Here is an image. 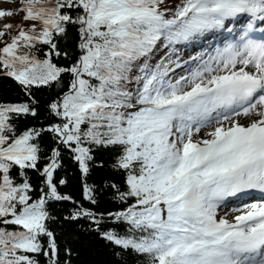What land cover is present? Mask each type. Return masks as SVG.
I'll return each instance as SVG.
<instances>
[{"label":"snow or ice","instance_id":"snow-or-ice-1","mask_svg":"<svg viewBox=\"0 0 264 264\" xmlns=\"http://www.w3.org/2000/svg\"><path fill=\"white\" fill-rule=\"evenodd\" d=\"M0 2V78L27 97L0 100V264H73L55 203L116 256L264 264V0ZM42 87L59 89L50 121L29 126ZM101 151L120 183L89 182ZM64 153L79 200L60 190ZM105 191L115 210H99Z\"/></svg>","mask_w":264,"mask_h":264},{"label":"trees","instance_id":"trees-1","mask_svg":"<svg viewBox=\"0 0 264 264\" xmlns=\"http://www.w3.org/2000/svg\"><path fill=\"white\" fill-rule=\"evenodd\" d=\"M60 47L68 50L70 53L75 52V33L70 29L67 40L61 41ZM189 48V47H184ZM183 57V56H182ZM187 59L188 57H183ZM54 62L66 65L67 60L53 58ZM59 89L42 87L34 89V96L39 102V115L36 119L29 118L26 123L31 126L34 124L47 125L50 118L46 110V106L50 101L57 97ZM27 100L23 97L20 89L11 79L0 78V100L18 102L21 99ZM24 124H21L23 127ZM51 142L46 134L41 140V147L45 152L51 147ZM98 161H102L103 168L94 169L90 178V183L95 182L100 184L104 181L121 182L119 173L113 172L111 169L112 153L109 151H101L97 153ZM62 168L57 173L58 178H63L67 183L60 188L64 194H70L77 200L81 195V176L73 161L68 158V154L64 153L62 160ZM32 175V184L34 186L40 183L35 174ZM99 210L108 212L115 210L116 205L112 202L111 195L105 191L99 197ZM72 210L70 203H55L50 205L51 214L56 217L55 222L50 223V228L56 233L58 241L63 244L71 245L76 254L73 264H147L148 258L137 256L134 254H125L123 256H116L113 254L111 246L107 245L102 239H99L94 233L87 232L89 224L87 221L81 220L77 222H66L61 217L67 216L68 212Z\"/></svg>","mask_w":264,"mask_h":264},{"label":"rangeland","instance_id":"rangeland-1","mask_svg":"<svg viewBox=\"0 0 264 264\" xmlns=\"http://www.w3.org/2000/svg\"><path fill=\"white\" fill-rule=\"evenodd\" d=\"M0 7H3V8H9V7H12V5H10V4H6V3H2V2H0ZM190 51L189 50H187V48L186 49H182V56H188ZM197 53V51L195 50V53L194 54H196ZM181 72H182V70H180V69H177V74H181ZM242 122V121H241ZM222 214V213H221Z\"/></svg>","mask_w":264,"mask_h":264},{"label":"bare ground","instance_id":"bare-ground-1","mask_svg":"<svg viewBox=\"0 0 264 264\" xmlns=\"http://www.w3.org/2000/svg\"><path fill=\"white\" fill-rule=\"evenodd\" d=\"M254 35L258 37L260 34L259 33H254ZM226 38H227V34H225L224 37H221V39H220L221 46L223 44L224 39H226ZM214 43H216V42L214 41ZM204 49H205V45H202V47L200 49H197L196 51L200 52V51H203ZM242 122H244V121L242 120Z\"/></svg>","mask_w":264,"mask_h":264}]
</instances>
